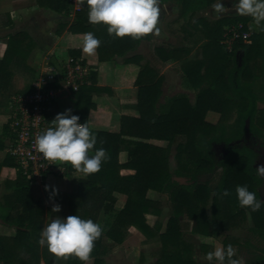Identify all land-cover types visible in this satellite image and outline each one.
Listing matches in <instances>:
<instances>
[{"label":"trees","instance_id":"obj_1","mask_svg":"<svg viewBox=\"0 0 264 264\" xmlns=\"http://www.w3.org/2000/svg\"><path fill=\"white\" fill-rule=\"evenodd\" d=\"M168 1L181 4L180 14L184 16L211 7L216 0H161L162 3ZM48 2L64 7L65 15L68 16V0ZM88 10L87 0H82L70 29L75 33L92 32L101 40L97 48L99 61L113 62L117 57L124 58L126 62L141 59L138 55L129 54L136 50L142 38L109 35L107 25L89 22ZM251 20L250 16L223 18L216 22L198 19L194 25L205 28L203 36L199 37L206 41L201 48H223L225 51V47L220 45L225 29L229 25L242 23L248 30ZM262 38L264 31L253 33L251 43L238 42L233 52L226 50L223 54L217 51L218 54L213 58L184 64L188 79L199 88L194 104L186 95L161 103V78L155 75L148 64L142 66L136 81V105L140 116L123 117L118 133L93 130L97 144L92 154L95 148L103 147L107 150L108 159L102 162L99 171L86 174L77 181V192L67 202L68 216L79 215L83 219H92L103 228L90 254L94 258L93 264H108L104 258L107 254L105 239L120 245L126 240L130 227L136 228L147 239L157 236L162 241V255L156 264H198L192 257L191 247L182 241V220L185 215L196 222L195 229L198 232L211 236L244 221L249 212L256 231L264 238V207L256 212L241 207L235 191L237 185H247L258 199L264 195V177L258 176L255 168L261 158L262 147H249L245 142L235 144L244 139L248 119L251 134L259 142H264V110L258 108L256 92V83L264 72L263 60L259 62L264 58L260 50ZM34 47L33 40L25 35L10 37L0 67L9 61L8 54L18 62L22 49L28 48L25 52L27 58ZM179 51L170 52L176 57ZM156 52L164 61L173 58L172 55L164 57L168 53L164 48H157ZM239 55H243L242 65ZM91 76L94 78L95 74ZM96 89L84 85L79 91L73 92L77 98L74 115L79 116L80 123L87 122L86 109L91 107L88 102ZM211 111L220 114V120L215 125L206 120ZM232 114L235 116L230 122ZM215 144L227 146L229 152L225 159H219L214 150ZM174 145L175 164L172 165ZM124 151L128 153V161L121 164L119 157ZM124 170L132 173L123 175ZM219 170L222 175L214 188L208 181L201 182L204 177L214 176ZM13 186L14 192L6 200L8 203L11 200L13 209L21 206L22 212L5 216V221L15 226L16 235L11 238L0 237V263L13 264L20 249H26L39 262L36 241L40 236H36L34 241L32 239L34 233L41 232L44 210L32 198L31 184L20 172ZM225 189L230 191L229 196L222 195ZM149 191L168 195L173 207V214L166 222H158L154 227L149 224L147 216L162 217L163 211L159 202L147 196ZM120 195L126 197L124 204L120 201ZM209 203L210 213L207 212ZM228 244L226 242L224 246ZM49 254L45 245L41 256L46 264H54ZM65 257L67 264L86 263L73 254ZM19 263L32 264L31 259H22ZM252 264H264V248L254 256Z\"/></svg>","mask_w":264,"mask_h":264},{"label":"crops","instance_id":"obj_2","mask_svg":"<svg viewBox=\"0 0 264 264\" xmlns=\"http://www.w3.org/2000/svg\"><path fill=\"white\" fill-rule=\"evenodd\" d=\"M68 1L69 14L66 16L64 7L60 8L58 5L51 4L48 0H0V62L7 53L10 37L22 34L31 38L35 43L34 49L27 58H25V52L28 48H25L22 49V56L18 62H15L12 56L8 54L7 60L9 61L0 67V235L6 238L16 235L15 226L5 221V216L8 215L7 213L10 212L11 207V200L9 204L6 199L12 196L14 192L13 183L18 176V169L8 154L12 139L8 128V122L12 115L11 100L18 94L30 92L36 76L40 73L44 76H50V74L55 77L59 76L62 73L64 63L69 58L74 57L73 55L77 56V59L83 60L91 67L92 73L95 74L94 78L90 77L89 86L97 88L91 94V100L88 102L91 107L86 109L88 114L87 123L91 130L118 133L121 131L123 117L138 118L140 116L136 105L138 97L136 81L141 70L140 64L149 63L155 75L162 78V95L165 99L161 100V103H164L173 97L175 91L179 94L196 93V87L190 81H187L183 68L184 64L213 58L215 54H218L217 51H221L223 54L226 53V48L225 51L223 48H209L206 50L197 48L196 43H192L193 40L191 41V39L196 34L199 37L203 36L205 28L190 25L188 21L190 19L189 15H192L191 13L185 15L187 19L177 20L176 17H173L174 14L165 18L163 10L173 3V1H168L166 3L161 2L160 35L148 34L142 37V41L136 50L129 54V56H140L139 61L126 62L124 58L117 57L113 62H101L99 61L97 49L93 54L83 51L85 33H75L70 29L75 21L76 11L81 8L82 0H77V3ZM217 2L218 0L214 3ZM222 2L227 11L221 15L214 12L212 5L198 11V16L206 18L209 22L244 16L237 13L234 6L236 0H222ZM171 10L174 11L175 8L171 6ZM263 41L264 38H262V43ZM180 42L181 44H179ZM205 42L203 39L198 47L204 45ZM156 48L167 50L168 53H165L164 57L173 56L170 52L172 50L178 49L180 51L176 53V57L173 56L172 59L164 61L157 54ZM241 57L240 55L238 57L240 63ZM52 86L56 87V85ZM76 107L77 98L75 95L71 92L62 91L58 99L50 106L48 118L52 121L58 113L65 112L68 109L71 110V114H74ZM209 115L217 116V113L209 112ZM126 138L137 140L130 137ZM119 158L121 164L126 163L128 153L122 152ZM171 164H175L174 160H171ZM67 165L71 166L70 164ZM70 168V172L63 177H48L44 186H31L33 198L37 200L36 195H38L45 210L42 217L46 222L45 225L52 218L62 217V214L66 213L64 202L77 192V181L86 176V174L74 169L72 166ZM131 173L132 171L129 170L122 172L123 175ZM150 193H154V191H150ZM158 194L160 195V193ZM119 198L125 199L126 197L120 195ZM57 204L60 206V211L53 212V206ZM148 217L149 219L152 217L158 218L154 215H148L147 219ZM163 219L167 220L168 217L164 214ZM136 233H138L137 229L131 241H127L128 245L134 244L136 239L140 241L141 238ZM35 237L34 233L32 241L35 240ZM36 245L37 260L40 256L39 264H46L41 256L45 245H40L38 240ZM20 250L21 259H27L30 256L26 249ZM49 256L52 260H59V258L64 257L56 256L51 252Z\"/></svg>","mask_w":264,"mask_h":264},{"label":"clouds","instance_id":"obj_3","mask_svg":"<svg viewBox=\"0 0 264 264\" xmlns=\"http://www.w3.org/2000/svg\"><path fill=\"white\" fill-rule=\"evenodd\" d=\"M87 5L89 22L107 25L109 35L140 39L148 34L159 36L161 33V0H87ZM234 6L238 14L250 16L264 31V0H236ZM212 7L218 15L227 11L222 0ZM100 44L101 40L94 33L84 34V52L93 54ZM79 119V116L71 114L70 109L58 113L51 125L35 137V149L49 161L65 162L84 174L95 173L108 159L107 150L95 148L92 154L97 144L96 133L87 122L80 123ZM256 173L264 177V165L258 166ZM235 191L241 207L253 212L264 207V198L258 199L247 185H237ZM230 194L228 189L222 193L223 196ZM52 210L59 212L60 206L54 205ZM102 232L101 225L92 219H83L79 215L56 216L42 227L38 243L47 245L56 256L73 254L86 262ZM234 256L235 250L228 244L209 251L204 258L208 264H240Z\"/></svg>","mask_w":264,"mask_h":264},{"label":"rangeland","instance_id":"obj_4","mask_svg":"<svg viewBox=\"0 0 264 264\" xmlns=\"http://www.w3.org/2000/svg\"><path fill=\"white\" fill-rule=\"evenodd\" d=\"M171 6H173V8H175L174 11L171 10ZM181 10H182L181 4H179L177 2H173V3L169 4L166 9L163 10V14L165 15L164 16L165 18L172 16L174 14L173 17H176L177 20H179L181 18L187 19V17L185 16L186 14L184 15V17L180 14ZM198 15L199 14H197V13H195L194 15H189L190 19L188 22L190 23L191 26H192V24L194 25V23L198 19L207 21L206 18L204 19L203 17H199ZM184 22H186V21H184ZM207 22H209V21H207ZM179 23L181 24V22H179ZM194 26H196V25H194ZM248 27H250L251 32H254V33H258L261 31L260 28L255 24L253 19L251 20V22L248 23ZM192 38H193V39H191V41L193 40L192 43H196L197 48H201V47H198L199 46L198 44L200 42L202 43V38H199V35H197V34H196V36H193ZM248 43H251V41ZM179 44H181V42ZM220 45H222L221 42H220ZM263 45H264V41H263V43L261 42V48H260L261 53L264 55V46ZM241 56H242L241 57V65H242L243 64V55H241ZM261 60H263V61L261 62ZM259 62H261L264 65V58L260 59ZM146 64H148L150 66L149 63H144V64H140L141 68H142V66H144ZM186 77H187V75H186ZM162 81L163 80L161 78V92H162ZM187 81H190L188 79V77H187ZM194 87H196V86H194ZM198 90H199V88L196 87V93L192 92L189 94H187V93L179 94L178 92L175 91L173 93L174 95L172 98L180 96V95H186L192 103H195L196 96L198 94ZM256 92H257V95L259 98L258 108L264 110V72L262 73V76L260 77V79H258V81L256 83ZM164 99L165 98L163 97V95H161V100H164ZM214 113H216V112H214ZM234 116L235 115L232 114V116L230 118V122H232L234 120ZM206 120L209 123L215 125L220 120V114L217 113V116H211L208 113L206 116ZM247 139H249V138H247ZM219 145L220 144L215 145V146H217V147H215L216 154L218 157H222L223 159H225L228 155L227 146L224 145V147H219ZM175 147H176V145H174L173 153L171 155V160L172 161L174 160V163H175V159H174ZM262 149L263 150L260 149V151H262L261 157L264 156V142L262 144ZM223 159H221V160H223ZM260 160L258 161L257 166L264 165V162L260 161ZM221 175H222V171L219 170L214 176L204 177L201 182L208 181L210 183L211 187L214 188L219 183ZM32 187H31V196L33 198ZM149 192H148V194H149ZM147 196L148 197L150 196L149 198L151 200L159 202L160 206L162 208V211H163L162 217H158V218L152 217L150 219L148 217L149 224L152 227H154L156 225V223H158V222H166V220L163 219L164 214L166 215V217H169L173 214V207H172V203L169 199V196L168 195L166 196L163 194L159 195L158 192L155 193V191H154V193H150ZM70 197H69V199H70ZM36 198H37V200H35L33 198L34 201L41 208H43L41 203H40V200H41L40 197L38 195H36ZM69 199H67V200L65 199L66 201L64 202V206H65L64 211L66 213L62 214V217L68 216L69 210L67 207V202ZM125 200H126V198L120 199L122 204L125 203ZM43 210H44V208H43ZM19 212H22L21 206L14 207V209L10 207V212H8L7 214L15 215V213H19ZM207 212L208 213L211 212V203H209V205H208ZM161 219H163V220L160 221ZM45 223H46L45 220H43L42 221V227L45 225ZM195 227H196V222L194 220L189 219V217L187 215H185L184 219L182 220V230H183L182 231V241L184 242L185 245H188L191 247L192 257L198 264H208V261L204 258L206 253H208L209 251H213L216 247H223L226 242H229L233 246V248L235 250L234 258H237L240 261V264H252L254 256L256 254H258V252L261 249L264 248L263 235L260 232L256 231L254 221L251 218V215L249 212L246 213V218L244 219V221L237 222V224L232 225L229 229L220 230L218 232L213 233L211 236H205V235L201 234L200 232H198L195 229ZM130 228L128 230V235H127L126 240L120 245L114 244L109 239H105L104 245H105L107 254L104 256V258L106 259V262L108 264H156L162 255V251H163L162 241H160V239L157 236L154 237L153 239H147L141 232L138 231V233H136V234H138L140 236V238H141L140 241L138 239H136L134 244L131 243L128 245L127 241H131V239L134 237V232L136 230V229L134 230L133 228H131V229ZM35 236H40V232L35 233ZM0 237L6 238V237L1 236V235H0ZM20 252H21V250L17 253V258L13 264H20L19 260H22L20 258L21 257ZM30 259H31L32 264H39L40 263V262H37L35 260V258L33 259V257L31 255L27 259H24V260H30ZM66 261H67V259L64 256L63 258H59V260L54 259V264H67ZM93 263H94V258L90 257L89 260L86 261L85 264H93Z\"/></svg>","mask_w":264,"mask_h":264},{"label":"built area","instance_id":"obj_5","mask_svg":"<svg viewBox=\"0 0 264 264\" xmlns=\"http://www.w3.org/2000/svg\"><path fill=\"white\" fill-rule=\"evenodd\" d=\"M77 3V0H70ZM252 32L245 30L242 23L229 26L223 33L221 44L233 52L238 42L251 41ZM91 67L81 59L69 58L62 67V73L55 77L36 76L28 93L18 94L11 100V119L8 128L12 139L8 148L20 172L33 186H44L48 177H63L70 172L69 165L60 161H49L36 151L34 140L51 125L48 118L50 106L62 91L77 92L90 84ZM56 85V87L52 86Z\"/></svg>","mask_w":264,"mask_h":264},{"label":"flooded vegetation","instance_id":"obj_6","mask_svg":"<svg viewBox=\"0 0 264 264\" xmlns=\"http://www.w3.org/2000/svg\"><path fill=\"white\" fill-rule=\"evenodd\" d=\"M250 133H251V131H250ZM239 141H241V143H242V142H245L246 145L249 146V147H259V146L262 147V144H263V142H259V141L256 139V137L253 136L252 134H251V136L249 137V139H247L246 137H244L243 140H239ZM237 142H238V141H237ZM241 143H239V144H241ZM239 144H237V145H239ZM215 145H217V144H215ZM224 145H225V144H224ZM228 152H229V151H228ZM260 159H261L260 161H263V162H264V156H262ZM257 165H258V162H256L255 168L258 167ZM261 198H264V195H262Z\"/></svg>","mask_w":264,"mask_h":264},{"label":"water","instance_id":"obj_7","mask_svg":"<svg viewBox=\"0 0 264 264\" xmlns=\"http://www.w3.org/2000/svg\"><path fill=\"white\" fill-rule=\"evenodd\" d=\"M245 132H246L245 137H246V138H249V137L251 136V133H250V119H248V120L246 121ZM239 143H241V141H238V142H236L235 144H239ZM232 145H234V144H232ZM215 147H217V146H215ZM215 147H214V150H215ZM219 147H224V144H220ZM215 152H216V151H215ZM227 153H228V152H227ZM219 159L221 160V159H223V158H222V157H219Z\"/></svg>","mask_w":264,"mask_h":264}]
</instances>
